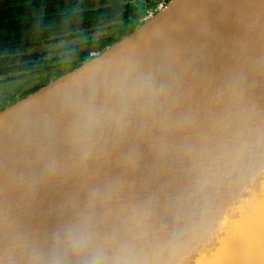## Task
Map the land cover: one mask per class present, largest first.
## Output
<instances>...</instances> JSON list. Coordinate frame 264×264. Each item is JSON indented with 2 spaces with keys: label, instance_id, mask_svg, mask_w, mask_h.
Masks as SVG:
<instances>
[{
  "label": "water",
  "instance_id": "obj_1",
  "mask_svg": "<svg viewBox=\"0 0 264 264\" xmlns=\"http://www.w3.org/2000/svg\"><path fill=\"white\" fill-rule=\"evenodd\" d=\"M0 264H264V0H168L0 110Z\"/></svg>",
  "mask_w": 264,
  "mask_h": 264
},
{
  "label": "flooded vegetation",
  "instance_id": "obj_2",
  "mask_svg": "<svg viewBox=\"0 0 264 264\" xmlns=\"http://www.w3.org/2000/svg\"><path fill=\"white\" fill-rule=\"evenodd\" d=\"M167 2L41 0L42 34L5 67L0 110L90 61L149 20L145 16L151 8Z\"/></svg>",
  "mask_w": 264,
  "mask_h": 264
},
{
  "label": "trees",
  "instance_id": "obj_3",
  "mask_svg": "<svg viewBox=\"0 0 264 264\" xmlns=\"http://www.w3.org/2000/svg\"><path fill=\"white\" fill-rule=\"evenodd\" d=\"M40 5L41 0H0V77L9 71L5 67L13 58L42 34L46 18L39 13Z\"/></svg>",
  "mask_w": 264,
  "mask_h": 264
},
{
  "label": "clouds",
  "instance_id": "obj_4",
  "mask_svg": "<svg viewBox=\"0 0 264 264\" xmlns=\"http://www.w3.org/2000/svg\"><path fill=\"white\" fill-rule=\"evenodd\" d=\"M68 248L77 255H80L84 251L83 243L75 239L68 241Z\"/></svg>",
  "mask_w": 264,
  "mask_h": 264
},
{
  "label": "built area",
  "instance_id": "obj_5",
  "mask_svg": "<svg viewBox=\"0 0 264 264\" xmlns=\"http://www.w3.org/2000/svg\"><path fill=\"white\" fill-rule=\"evenodd\" d=\"M165 4H157L156 5V7H154V8H151L150 10H149V12H147V14H146V18L147 19H150V18H152L163 6H164Z\"/></svg>",
  "mask_w": 264,
  "mask_h": 264
}]
</instances>
